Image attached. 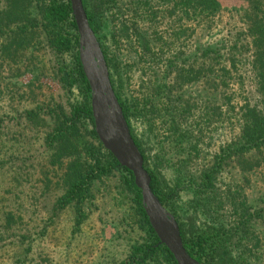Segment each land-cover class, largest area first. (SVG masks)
Returning a JSON list of instances; mask_svg holds the SVG:
<instances>
[{"label":"rangeland","instance_id":"rangeland-1","mask_svg":"<svg viewBox=\"0 0 264 264\" xmlns=\"http://www.w3.org/2000/svg\"><path fill=\"white\" fill-rule=\"evenodd\" d=\"M177 1L113 0L105 7L97 39L115 60L117 72L108 69L109 75L122 99L129 102L156 93L154 102L165 103L157 87L172 84L167 66L177 56L186 61L196 54L195 60L200 64L201 50L215 45L224 49L225 61L235 59L228 90L234 111L223 110L222 118L216 115L207 120L201 117L202 107L198 106L184 120L178 118V129L185 135L182 138L168 132L163 125H167V118L156 122L158 131L154 135L148 132L145 120L130 121L151 164L159 155L158 173L178 217L194 229L207 226L210 219L228 225L234 220L222 197L227 188L241 191L238 200L244 198L251 213L264 209V167L240 174L234 163L227 165L217 180L216 195L203 200L206 208L196 212L188 205L195 199L188 180H197L220 147L235 141L239 106L248 102L264 108L251 68L253 49L244 18L247 2L217 0L222 11L215 18L185 21L178 12L169 15ZM123 29H127L128 38H124ZM234 45L236 51L229 53ZM75 55L73 50L62 58L55 56L42 38L33 49L19 55L16 63L0 55V264H121L130 247L141 240L129 198L119 188L118 174L94 183L83 206L86 219L78 230L74 228L71 210L54 212L61 191L57 186L59 172L49 166V153L43 144L48 128L25 123L23 113L39 109L40 116L50 125L49 111L58 105L68 111L70 105L80 101L79 90L73 88L66 93L57 78L59 63L65 62L72 69ZM27 70L35 73L25 74ZM205 89L200 80L188 87V93L198 100ZM175 95L176 91L168 105L172 116L179 109L174 103ZM216 107L223 106L217 103ZM191 127L194 134L189 132ZM166 137L168 142L162 144ZM195 143L199 156L192 151ZM221 202L225 207L220 210ZM9 214L12 220L7 224ZM206 214L211 218H206ZM254 221L252 234L258 238V246L253 248L254 240H246L232 251L233 257H243V264H264V213Z\"/></svg>","mask_w":264,"mask_h":264},{"label":"trees","instance_id":"trees-1","mask_svg":"<svg viewBox=\"0 0 264 264\" xmlns=\"http://www.w3.org/2000/svg\"><path fill=\"white\" fill-rule=\"evenodd\" d=\"M247 11L244 15L247 33L251 38L253 56L251 68L255 76L257 92L264 98V2L262 0H246ZM89 26L99 39L102 17L105 7L113 0H82ZM147 6L146 3L143 4ZM174 12H178L185 21L210 20L215 18L222 8L217 0H178ZM124 38H128L127 29ZM43 39L47 48L57 57L71 53L77 48L76 26L71 16L68 0H0V55L4 60L16 63L19 55L34 48V43ZM100 47L109 70L117 72L115 60L110 57L108 48L100 41ZM219 46L208 45L201 50V61L197 63L196 54L191 60H182L179 56L168 63L167 73L172 75V84L157 87L159 96L162 94L165 103H155L156 93L147 98L140 97L134 101L122 99L120 90L110 81L115 96L122 109L131 137L139 149L144 162V169L151 179L150 188L162 205L175 217L180 230L184 248L199 264H243L242 256L233 257L234 248L241 246L246 240L253 241L256 248L259 243L252 230L255 219L262 218V211L250 212L251 207L243 200L239 201L241 191L227 188L222 197L232 212L234 222L221 225L214 222L206 214L208 221L201 229L186 225L178 217L175 208L170 205L167 186L161 181L158 173L159 155L154 157V164L145 156L130 127L132 119H143L147 130L154 135L158 131L156 122L168 119L166 125L172 136L184 137L178 129L179 120L193 114L201 106V117L207 120L213 116L222 118V112L234 111L232 99L228 90L235 71V59L225 61V55ZM236 51L234 45L229 53ZM13 60V61H11ZM191 61V62H190ZM73 68L69 69L65 62H60L57 78L61 88L70 92L77 88L80 101L70 105L65 111L58 105L48 112L50 125L40 116V110H26L23 113L25 123L35 127L46 126L48 131L43 139L46 151L49 153L48 164L59 172L57 186L61 195L56 200L54 212L71 210L74 216L76 230L84 223L86 216L83 206L90 197V191L95 182L119 175V188L130 201V210L136 226L142 233L141 240L130 247L127 257L121 264H176L170 252L159 245L147 217L141 206L140 191L134 185L132 174L121 169L113 157L103 150L98 142L93 126L90 110V89L85 79L76 53ZM35 71L27 70L25 74L33 75ZM24 74V75H25ZM36 79V78H35ZM165 79V78H164ZM37 80V79H36ZM200 80L205 83V92L196 99L188 93V87ZM176 91L174 103L178 110L170 113L172 103L169 100ZM219 97L222 100H219ZM223 107H216V104ZM201 104V105H198ZM170 113V114H169ZM239 129L235 141L220 147L217 154L212 156L210 165L202 169L197 180L190 181L189 188L193 189L194 200L188 205L193 211L206 208L203 200L216 195L217 180L227 165L234 163L240 174L250 173L264 167V108L259 109L248 102L238 108ZM46 124V125H45ZM166 127V129H167ZM192 128V127H191ZM194 134V128L189 131ZM201 131H199V135ZM165 142H168L166 137ZM198 144L192 145V151L199 156ZM180 182L177 181V187ZM225 206L221 202L220 210ZM12 220L6 216V223ZM210 223V224H209Z\"/></svg>","mask_w":264,"mask_h":264},{"label":"water","instance_id":"water-1","mask_svg":"<svg viewBox=\"0 0 264 264\" xmlns=\"http://www.w3.org/2000/svg\"><path fill=\"white\" fill-rule=\"evenodd\" d=\"M76 26L78 59L90 89V110L99 144L121 169L132 174L134 185L140 191L141 206L148 223L176 264H199L184 248L175 217L153 194L151 179L144 169L143 157L135 145L122 109L113 91L109 70L100 43L93 33L82 0H68Z\"/></svg>","mask_w":264,"mask_h":264}]
</instances>
